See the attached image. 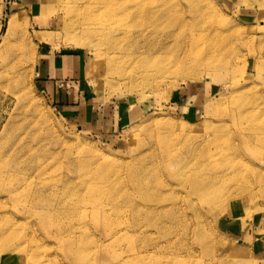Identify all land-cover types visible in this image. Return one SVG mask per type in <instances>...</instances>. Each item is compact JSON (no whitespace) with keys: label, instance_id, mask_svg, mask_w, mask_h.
I'll use <instances>...</instances> for the list:
<instances>
[{"label":"rangeland","instance_id":"obj_1","mask_svg":"<svg viewBox=\"0 0 264 264\" xmlns=\"http://www.w3.org/2000/svg\"><path fill=\"white\" fill-rule=\"evenodd\" d=\"M90 6L0 0V264H264L245 223L264 159L241 140L264 126V0H151L138 23ZM51 53L81 56V79L56 89Z\"/></svg>","mask_w":264,"mask_h":264},{"label":"bare ground","instance_id":"obj_2","mask_svg":"<svg viewBox=\"0 0 264 264\" xmlns=\"http://www.w3.org/2000/svg\"><path fill=\"white\" fill-rule=\"evenodd\" d=\"M98 3H101V7H98V8H101L99 15L101 16V22L102 23H106L109 19L111 21L115 20V19H117L118 16H120V17L126 16L127 18L130 17L133 20H135L134 22L138 23V22H141L142 20H144L145 18H149V16L151 15V10H150L151 0H127L126 5L125 4L121 5L120 4L121 0H98ZM86 8H87V6H86ZM98 8H92V6H90V8L88 10V14L90 15V17H96L97 16L96 15L97 13L94 11V9L98 10ZM91 19H93V18H91ZM21 98H22V96H21ZM246 117L249 118V115H246ZM252 127L256 128V133H255V131L253 132V134L255 136L250 137L251 135L241 134V140H242L244 146H246L250 149L249 154H252L255 158L258 157L260 159H264V126L258 128V127H255V125H252ZM252 138H254V141H252ZM253 142L256 145H253L254 144ZM206 143H207V141L205 143H202L201 145L204 146ZM56 153L57 152H52L51 154L54 155ZM72 164L73 163H70L69 166ZM168 164L170 167H172V166L178 165L180 163L169 162ZM59 167H60V165H59ZM48 168L52 172H55L56 170H58V168H53L50 165H44L42 167H35V170H40L39 176H43L47 172ZM184 169H185V167L182 166V168H180L177 171V174H175V176L181 178L183 175ZM41 170H44V171H41ZM236 173H238V172H236ZM96 174L99 177V179L101 180V176L103 177V175H101V172H97ZM223 180L225 181V179H223ZM185 182L191 183L193 185V190L196 193L202 194L200 196L201 199H204V194L209 191V187H208V190L206 192H202L200 190V183L198 182V179L195 177H193L190 180H186ZM138 188H141V187L138 186ZM36 196L39 199H43L44 198L43 191L39 190L37 192ZM213 208H214V206H213ZM170 214L176 215L177 212L176 211H170ZM138 216H139V218L141 216L145 217V216H147V214H146V212H139ZM54 218L55 217L50 212H47V213L42 215V219L45 223V226L48 227V229L51 227V223L54 222ZM96 222L100 226H101V224H104L105 223L104 215L98 216L96 218ZM136 226H137L138 230H141L144 227V224L136 225ZM58 229L61 232H63L62 229H60V228H58ZM110 230L112 231V227L110 228ZM113 233L116 234V233H118V231H114ZM80 245H81V241H77L76 239H73V238L71 239L70 245L66 244V242H65L67 254L81 263V253L79 251ZM106 247L107 246L105 245V248ZM145 251L147 252L148 250L145 249ZM144 260H145V258L140 257L139 255H137V253L133 252V253L127 255V257L125 259H122V261L119 263L120 264H142ZM88 263H89V261L87 260L84 264H88ZM166 264H171V261L167 262Z\"/></svg>","mask_w":264,"mask_h":264},{"label":"crops","instance_id":"obj_3","mask_svg":"<svg viewBox=\"0 0 264 264\" xmlns=\"http://www.w3.org/2000/svg\"><path fill=\"white\" fill-rule=\"evenodd\" d=\"M85 67L86 66L81 56H77L73 53H70V55H57L56 53H51V55H44L43 65L37 70L43 74L44 78L49 77V79H52L55 84V88L57 89V81L81 79L83 72H85ZM250 220V222L245 220V223H247L246 225L252 226L251 229L248 227L247 234H250L252 238L254 234L260 236L261 245L260 243L257 245L259 248V254L264 260V215H262L261 218H250Z\"/></svg>","mask_w":264,"mask_h":264}]
</instances>
